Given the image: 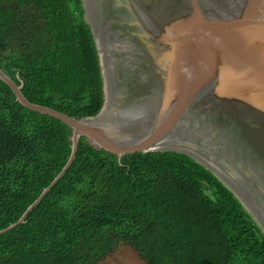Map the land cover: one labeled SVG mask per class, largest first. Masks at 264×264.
Returning a JSON list of instances; mask_svg holds the SVG:
<instances>
[{
    "label": "trees",
    "instance_id": "16d2710c",
    "mask_svg": "<svg viewBox=\"0 0 264 264\" xmlns=\"http://www.w3.org/2000/svg\"><path fill=\"white\" fill-rule=\"evenodd\" d=\"M82 0H0V69L32 103L96 115L103 82ZM71 130L0 80V230L60 173ZM122 244L146 264H264V232L209 170L175 153L117 156L79 141L65 175L0 235V264H95Z\"/></svg>",
    "mask_w": 264,
    "mask_h": 264
},
{
    "label": "water",
    "instance_id": "95a60500",
    "mask_svg": "<svg viewBox=\"0 0 264 264\" xmlns=\"http://www.w3.org/2000/svg\"><path fill=\"white\" fill-rule=\"evenodd\" d=\"M103 82V105L76 118L30 102L23 82L0 80L23 107L117 156L175 153L215 175L264 232V0H82Z\"/></svg>",
    "mask_w": 264,
    "mask_h": 264
},
{
    "label": "rangeland",
    "instance_id": "374dc122",
    "mask_svg": "<svg viewBox=\"0 0 264 264\" xmlns=\"http://www.w3.org/2000/svg\"><path fill=\"white\" fill-rule=\"evenodd\" d=\"M95 264H146L140 255L131 247L122 244L103 260Z\"/></svg>",
    "mask_w": 264,
    "mask_h": 264
}]
</instances>
